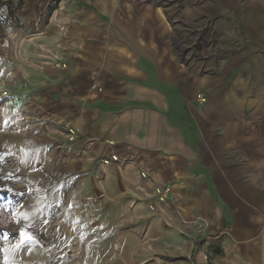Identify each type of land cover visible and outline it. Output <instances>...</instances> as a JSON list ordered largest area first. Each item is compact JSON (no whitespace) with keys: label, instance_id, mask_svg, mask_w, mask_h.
I'll return each instance as SVG.
<instances>
[{"label":"crops","instance_id":"obj_1","mask_svg":"<svg viewBox=\"0 0 264 264\" xmlns=\"http://www.w3.org/2000/svg\"><path fill=\"white\" fill-rule=\"evenodd\" d=\"M10 1L0 133L25 168L49 161L51 178L29 181L47 204L32 213L53 204L62 233L94 236L96 251L134 250L124 244L143 234L192 264H264V0ZM153 13L192 48H162ZM112 153L131 161L102 165Z\"/></svg>","mask_w":264,"mask_h":264},{"label":"rangeland","instance_id":"obj_2","mask_svg":"<svg viewBox=\"0 0 264 264\" xmlns=\"http://www.w3.org/2000/svg\"><path fill=\"white\" fill-rule=\"evenodd\" d=\"M8 2L11 1L7 0ZM171 3L172 0H168L160 5H138L159 9ZM150 19L157 39L162 41L159 45L165 50L168 49L172 55L183 54L185 50L192 48V42L178 41L181 37L174 28L166 29L161 25V20L165 21L164 17L153 13ZM215 45V42H211V51L217 55L219 49ZM195 46L194 49L205 48L206 43H196ZM216 59L218 61V56ZM168 61L169 64L170 62L174 64L176 59ZM181 61L182 58L178 59V62ZM184 61H193L195 66L200 63L199 59L190 58ZM57 64L60 62L53 63L55 67ZM200 93L205 95L204 97L207 96L206 89H202ZM212 95L214 101L219 100V91L213 90ZM219 111L220 108L216 113L220 114ZM54 121L56 122L51 123L58 127L57 131L63 132L64 120ZM39 126L41 128L39 135H44L41 131L46 129V125L40 123ZM53 134L51 129V136ZM39 141L42 142L41 139ZM9 144L11 140L5 139L0 133V264H192L191 255L186 256L185 253L184 260H179L174 249L165 250L159 237L143 234L129 236V242L124 244L129 248L135 247L134 250L96 251L94 236H91L93 239L90 241L88 240L90 236L62 233L64 228L58 227L56 219L60 211L53 204L49 209L46 208L45 211L41 209L37 215L33 214L32 208L35 206L43 208L47 204L32 201L33 196L38 193L42 195L43 192L42 188L38 192L34 191L29 181L33 174L43 180L51 178L49 161H42L35 168H25L24 158L15 150L12 152ZM49 158L51 159L50 155ZM119 238L123 237L118 236L117 239Z\"/></svg>","mask_w":264,"mask_h":264},{"label":"built area","instance_id":"obj_3","mask_svg":"<svg viewBox=\"0 0 264 264\" xmlns=\"http://www.w3.org/2000/svg\"><path fill=\"white\" fill-rule=\"evenodd\" d=\"M130 1L136 4H141V5H149V4H159L160 5V4H165V2H167L168 0H130ZM6 2L7 0H0V4L6 3ZM57 67H61V64H57ZM63 128H64V131L62 132V134L65 135V138L67 139V141L70 143L76 142L77 136H75V132L70 127V125L68 123H65ZM129 161H131L129 158H124L123 156H120L116 153H112V154H109L108 156L103 157L101 159V164L104 166H109L114 163H119V164L125 163L126 164ZM147 174H148L147 170H145V172L141 171V175L143 177H146ZM164 192H169V189L166 188ZM162 197L163 198H161V201L164 200L165 195H162ZM149 208L153 212L158 211V206L154 202L149 204Z\"/></svg>","mask_w":264,"mask_h":264},{"label":"trees","instance_id":"obj_4","mask_svg":"<svg viewBox=\"0 0 264 264\" xmlns=\"http://www.w3.org/2000/svg\"><path fill=\"white\" fill-rule=\"evenodd\" d=\"M19 6H21V3L19 4ZM11 14H12V12H11Z\"/></svg>","mask_w":264,"mask_h":264}]
</instances>
